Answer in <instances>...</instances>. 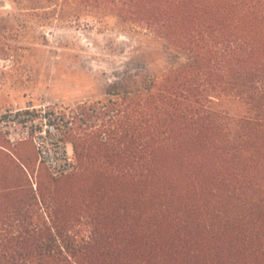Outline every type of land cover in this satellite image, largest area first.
Wrapping results in <instances>:
<instances>
[{"label": "trees", "instance_id": "obj_1", "mask_svg": "<svg viewBox=\"0 0 264 264\" xmlns=\"http://www.w3.org/2000/svg\"><path fill=\"white\" fill-rule=\"evenodd\" d=\"M102 1L184 61L49 113L77 164L36 190L0 143V264H264V0Z\"/></svg>", "mask_w": 264, "mask_h": 264}, {"label": "rangeland", "instance_id": "obj_2", "mask_svg": "<svg viewBox=\"0 0 264 264\" xmlns=\"http://www.w3.org/2000/svg\"><path fill=\"white\" fill-rule=\"evenodd\" d=\"M183 61L112 1L0 0V143L27 142L36 190L39 170L69 172L77 164L49 113L107 105L116 88Z\"/></svg>", "mask_w": 264, "mask_h": 264}, {"label": "built area", "instance_id": "obj_3", "mask_svg": "<svg viewBox=\"0 0 264 264\" xmlns=\"http://www.w3.org/2000/svg\"><path fill=\"white\" fill-rule=\"evenodd\" d=\"M54 174H55V175L58 174V171H57V172H54Z\"/></svg>", "mask_w": 264, "mask_h": 264}]
</instances>
